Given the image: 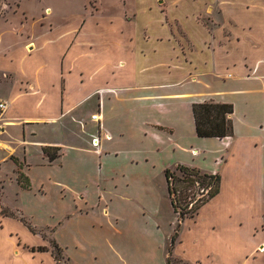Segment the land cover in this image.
I'll list each match as a JSON object with an SVG mask.
<instances>
[{"label":"crops","instance_id":"1","mask_svg":"<svg viewBox=\"0 0 264 264\" xmlns=\"http://www.w3.org/2000/svg\"><path fill=\"white\" fill-rule=\"evenodd\" d=\"M119 2L121 12L67 21L66 31L43 42L30 37L25 56L45 49L41 61L0 71L16 76L2 100L9 106L0 135L20 126L30 180L23 188L15 174L14 206L0 186V264H159L144 225L160 234L147 214L154 179L177 165L219 174V193L207 203H224L208 226L185 224L193 249L187 254L182 229L172 247L183 250L179 257L233 264L246 222L264 230V11L254 0H170L165 13L158 0ZM46 28L45 37L53 34V23ZM207 101L233 105L232 136L196 134L193 104ZM42 128L50 133L43 139ZM0 142L4 152L12 147ZM31 146L40 162H31ZM44 147L57 149L55 159ZM90 182L113 196L98 205L99 218L91 214Z\"/></svg>","mask_w":264,"mask_h":264},{"label":"rangeland","instance_id":"2","mask_svg":"<svg viewBox=\"0 0 264 264\" xmlns=\"http://www.w3.org/2000/svg\"><path fill=\"white\" fill-rule=\"evenodd\" d=\"M169 2L170 0H158V4L164 13L168 9ZM254 2L260 5V11L263 12L264 0H254ZM123 8L125 7L120 4L119 0H0V40L2 38V45L0 48V71L5 69V66L8 65H12V67L17 66L18 68L22 66L30 67L31 64L39 63L41 61L42 57H44L42 54H46L45 49L40 51V54L34 56L33 58H27V56H25L26 53L23 49L24 44L30 37L35 38L36 42L38 40L43 42L45 39L54 37L55 35L66 31L64 29L66 26L61 27V24L67 21L70 24H73L74 20L77 18H81L83 20L89 18L94 19L99 16L103 18L111 13L121 12ZM49 23H53L54 32L53 34L45 37L46 35H44V33L47 30L46 27ZM5 48L12 54L11 64H9V60L7 57L5 58L6 55L3 53ZM15 79L16 76L9 75L8 77H5V74L0 72V101L7 99L11 87L15 83ZM42 129L43 130L41 131L40 136L41 139L46 138V136L50 134L46 128ZM0 138L3 142H6L7 144L9 143L10 146H12L9 150H5L8 154L6 156V160L8 161L2 163L0 170V180L2 182L0 181V186L4 198L10 205L14 206L17 203L16 198L18 197V184L15 179V174L18 176V171H22L24 173L25 163L22 151L23 146L26 144L23 142V133L21 132L20 126L17 128L7 126L5 133L0 135ZM29 149L31 152V162H40L41 156L37 151V147L31 146ZM5 152L0 150V158L5 154ZM12 162L16 165V173L13 171L14 166ZM171 169L174 170L178 176H182L181 172L175 167H171ZM35 171L37 173H41V168L38 167ZM99 174H101L100 169L93 173V179L95 180L96 176L101 178ZM88 184H90L89 194L91 195V197H89V201L92 205L95 204L94 212L91 214H94L96 218H99L101 210L98 205L107 206V201L113 198V196H111V198L107 196L108 198L106 199L104 195L98 191L93 182L87 183V185ZM98 184L101 187L103 186L101 180H98ZM154 185L157 190H155L153 197L150 198V209H147V214L149 219L155 222V228L159 229L160 234L153 235L150 229L151 225L149 223L144 225L148 228L147 237L151 239V241H155L158 251V254L153 257V259L158 260L159 264H166L165 260L166 257H168V250L171 248V264H190L189 259L179 257L182 255V249H179L177 252L172 250L173 246H171L170 235L175 236V233H177L176 238H178L180 234L179 232L184 229V232H186L185 235H190V238L184 242V245L187 248L186 252L187 254H192V232L185 229V224L187 227L189 225L192 227L195 223L194 221H196V226L198 228L208 226L213 209L224 203L222 199L219 201L212 200L200 209L198 216L196 215L192 218V222L186 221L183 223L184 219L179 218L178 214L174 211L171 205L166 189V176L164 171H158L154 179ZM202 192L206 194L207 189H200V193L197 191L193 202L198 197L202 196ZM133 201L136 202L138 199H133ZM140 205L143 207L142 204ZM81 208L83 207L81 206ZM253 222V220H248L246 222V226L239 232L237 242L238 249L241 251L242 256H239L233 264H264V246L261 248V245H264V230L250 231L251 229L249 228ZM195 228L196 227L191 228L192 231ZM44 231L48 237L50 231ZM195 233L197 235L199 234L196 231ZM157 245L159 246L157 247ZM62 262L69 264L65 258ZM203 264H220V262L205 261Z\"/></svg>","mask_w":264,"mask_h":264},{"label":"trees","instance_id":"3","mask_svg":"<svg viewBox=\"0 0 264 264\" xmlns=\"http://www.w3.org/2000/svg\"><path fill=\"white\" fill-rule=\"evenodd\" d=\"M232 112L233 105L228 103L213 101L194 103L193 115L196 134L199 137L222 138L232 136L234 134L233 122L229 116ZM56 150L53 147L43 148L50 160L57 156ZM175 168L181 172L182 176H178L171 168L165 170L167 192L171 205L180 219L193 217L205 203L219 193L221 176L186 165H177ZM18 182L23 188H30V180L22 171H18ZM200 189H207L206 194L202 192L204 195L202 194L193 202L196 192L200 193ZM21 219L26 222L22 217ZM29 227L34 231L30 225ZM175 234L171 237V246H173L177 236V233ZM53 246V254L58 260L61 258V250L57 245ZM168 254V264H171V248H169Z\"/></svg>","mask_w":264,"mask_h":264},{"label":"built area","instance_id":"4","mask_svg":"<svg viewBox=\"0 0 264 264\" xmlns=\"http://www.w3.org/2000/svg\"><path fill=\"white\" fill-rule=\"evenodd\" d=\"M8 106H9V103L7 101H0V117L7 110ZM92 118H97V115H93ZM93 145L98 146L99 145V139H97V138L93 139ZM0 148H1V142H0Z\"/></svg>","mask_w":264,"mask_h":264}]
</instances>
